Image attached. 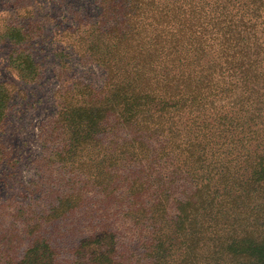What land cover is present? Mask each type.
I'll return each instance as SVG.
<instances>
[{"label":"trees","instance_id":"trees-1","mask_svg":"<svg viewBox=\"0 0 264 264\" xmlns=\"http://www.w3.org/2000/svg\"><path fill=\"white\" fill-rule=\"evenodd\" d=\"M98 6L71 36L104 85L60 93L58 184L0 264H264V0Z\"/></svg>","mask_w":264,"mask_h":264},{"label":"rangeland","instance_id":"rangeland-1","mask_svg":"<svg viewBox=\"0 0 264 264\" xmlns=\"http://www.w3.org/2000/svg\"><path fill=\"white\" fill-rule=\"evenodd\" d=\"M98 14V0H0V223L9 232L19 229L21 208L25 219L47 214L49 189L58 184L47 158L61 142L49 144L60 93L75 82L104 85L105 71L71 36Z\"/></svg>","mask_w":264,"mask_h":264}]
</instances>
